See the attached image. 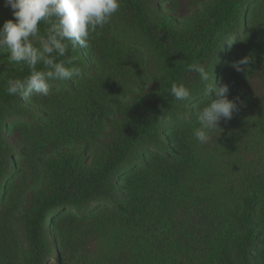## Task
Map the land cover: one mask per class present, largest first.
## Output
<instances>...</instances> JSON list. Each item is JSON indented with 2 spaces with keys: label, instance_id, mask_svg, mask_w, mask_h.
<instances>
[{
  "label": "trees",
  "instance_id": "obj_1",
  "mask_svg": "<svg viewBox=\"0 0 264 264\" xmlns=\"http://www.w3.org/2000/svg\"><path fill=\"white\" fill-rule=\"evenodd\" d=\"M97 31L68 53L80 75L48 96H9L29 69L0 55V264H264V0H121ZM197 62L238 98L204 145ZM172 83L191 99L175 101ZM73 208L88 210L82 225L56 217Z\"/></svg>",
  "mask_w": 264,
  "mask_h": 264
},
{
  "label": "clouds",
  "instance_id": "obj_2",
  "mask_svg": "<svg viewBox=\"0 0 264 264\" xmlns=\"http://www.w3.org/2000/svg\"><path fill=\"white\" fill-rule=\"evenodd\" d=\"M10 9L12 19L0 26V55L7 54L9 65L27 67L23 78L8 79L9 96H48L52 81H68L80 75L76 57L69 51L88 49L93 34L108 25L120 10L121 0H3ZM46 27L43 32L40 25ZM237 37L226 34L222 44L229 48ZM65 58V59H60ZM249 63L245 57L232 66L244 71ZM42 66L39 70L37 66ZM190 72L198 75L208 103L195 113L198 127L193 129L194 139L201 145L212 139V133L221 131V121L227 122L238 111V98L230 100L229 85L214 82L213 70L202 63L189 65ZM214 93V98L210 95ZM169 94L175 101L186 102L192 92L184 84L172 83Z\"/></svg>",
  "mask_w": 264,
  "mask_h": 264
},
{
  "label": "rangeland",
  "instance_id": "obj_3",
  "mask_svg": "<svg viewBox=\"0 0 264 264\" xmlns=\"http://www.w3.org/2000/svg\"><path fill=\"white\" fill-rule=\"evenodd\" d=\"M126 37H127V39L133 41L134 44L141 47L144 51L149 53L148 47L146 46V44H144V42L141 39L131 35L130 33H126ZM263 76H264V74L255 80L254 87L257 88L258 86L261 87V85H263L262 90L264 91V77ZM50 84H51L50 90H56V89L64 88V85L59 81H52V82H50ZM261 93H264V92H261ZM17 122H20V121H17ZM20 208L21 207L18 203L17 211ZM87 213H88L87 209L79 210V209L73 208L70 210L67 209V210L57 211L56 217H58V219L71 218V219H69V221L73 220V222H72L73 224H77V225L81 224L82 225L84 222V219H85L84 217H85V215H87ZM87 223H88V221H87ZM69 224L71 225L70 222H69ZM44 228L46 231V236L51 240L54 239L55 238V232L53 231L49 220L45 221V227ZM9 230L12 232L15 243L19 246L20 251L23 250L25 248L26 236H25V231L21 228L17 218L12 219L11 224H9Z\"/></svg>",
  "mask_w": 264,
  "mask_h": 264
}]
</instances>
